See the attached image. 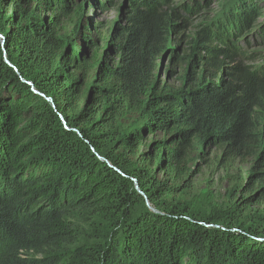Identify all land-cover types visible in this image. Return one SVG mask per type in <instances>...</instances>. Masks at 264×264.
<instances>
[{
	"label": "trees",
	"instance_id": "16d2710c",
	"mask_svg": "<svg viewBox=\"0 0 264 264\" xmlns=\"http://www.w3.org/2000/svg\"><path fill=\"white\" fill-rule=\"evenodd\" d=\"M129 1L109 66L98 49L81 54L77 27L58 34L66 2L0 0V264H264V226L160 202L167 185L154 174L183 177L184 144L198 132L236 157L258 140L256 166L264 162V63L239 58L241 42L264 36L258 4L231 8L229 39L197 33L198 48L222 42L203 65L228 66L225 75L171 88L156 60L186 20L179 7L167 15L173 0ZM124 106L139 117L123 133ZM157 131L169 135L139 152Z\"/></svg>",
	"mask_w": 264,
	"mask_h": 264
},
{
	"label": "rangeland",
	"instance_id": "374dc122",
	"mask_svg": "<svg viewBox=\"0 0 264 264\" xmlns=\"http://www.w3.org/2000/svg\"><path fill=\"white\" fill-rule=\"evenodd\" d=\"M62 2H66L68 10L59 21L58 34L68 36L77 27L75 37L81 54L88 57L98 49L101 60L109 66L115 65L118 62L116 46L131 11L130 1ZM83 2L84 4L78 7ZM180 2L183 3L179 7L180 14L186 23L178 21V30L170 33L165 60L162 58L164 52L156 60V78L161 85L171 88L185 87L202 77L206 80H217V77L229 71L228 66L214 70L203 65V59L211 53L209 48H224L222 42H211L198 48L195 46V40L203 26H207L209 30L217 29L222 37L229 39V33H232L231 25L229 26L225 19L231 8L240 0H173L172 4L164 9L167 15L170 9L179 6ZM255 4H258L255 12L261 16L259 22L264 24V0H255ZM262 26H259V29ZM255 33L249 38L250 44L240 43L241 47L245 48L242 49L243 52L248 53L247 57L239 58L246 64L257 67L264 63V36H259L260 32ZM213 39L216 38L213 36ZM94 73L95 69L89 73V77ZM214 75L216 77H213ZM260 116L259 113L257 117ZM138 117L139 113L133 108L124 106L116 117V124L124 133L131 125L137 124ZM168 135L163 131L145 133L138 151H151L153 154L156 150L152 149L151 145L167 138ZM257 144L258 140H255L250 150L236 157L222 141L208 138L199 132L192 135L184 144L186 171L183 177L178 180L169 177V172L160 166L155 171V177L167 185L166 191L158 201L185 208L203 218L237 217L248 224L264 226V177L259 173L264 171V162L260 167L256 166ZM156 161L160 162L161 159L157 158ZM250 196L253 198L244 202V198ZM148 206L151 207L150 204Z\"/></svg>",
	"mask_w": 264,
	"mask_h": 264
},
{
	"label": "water",
	"instance_id": "95a60500",
	"mask_svg": "<svg viewBox=\"0 0 264 264\" xmlns=\"http://www.w3.org/2000/svg\"><path fill=\"white\" fill-rule=\"evenodd\" d=\"M181 3H182V2H180V3H179V6H177V7H181V5H183V3H182V4H181ZM177 7H176V8H177ZM166 55H167V50H165V51H164V53H163V56H162V58H163V61L165 60V57H166ZM150 208H151L152 210H154V211H155V209H154V208H152V207H150Z\"/></svg>",
	"mask_w": 264,
	"mask_h": 264
}]
</instances>
